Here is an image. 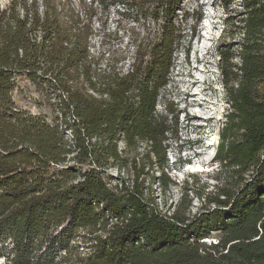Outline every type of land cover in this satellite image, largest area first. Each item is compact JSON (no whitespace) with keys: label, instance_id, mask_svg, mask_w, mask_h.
I'll list each match as a JSON object with an SVG mask.
<instances>
[{"label":"trees","instance_id":"16d2710c","mask_svg":"<svg viewBox=\"0 0 264 264\" xmlns=\"http://www.w3.org/2000/svg\"><path fill=\"white\" fill-rule=\"evenodd\" d=\"M184 2L0 0V253L9 264H264V0H241L215 191L196 190L194 177L170 215L160 206L178 186L168 174L178 116L165 92L185 50ZM117 9L139 30L132 56L119 60L93 44L99 17ZM20 82L51 119L16 103Z\"/></svg>","mask_w":264,"mask_h":264},{"label":"rangeland","instance_id":"374dc122","mask_svg":"<svg viewBox=\"0 0 264 264\" xmlns=\"http://www.w3.org/2000/svg\"><path fill=\"white\" fill-rule=\"evenodd\" d=\"M1 4L6 8L9 0H1ZM184 8L191 16L183 25L187 34L185 50L177 55V66L165 92L167 104L178 116V137L170 141L168 152V174L178 186L161 196L164 210L165 203L171 205L180 197L182 186H192L194 177L199 181L196 190L215 191L219 169L214 156L228 112L225 84L237 83L243 39L241 0H185ZM96 28V54L112 53L116 60L132 56L131 42L139 30L122 10L101 15ZM15 101L33 114L51 119V111L32 85L20 82ZM159 109L163 111L164 105ZM111 173L116 175L115 170ZM191 196L195 213L201 201L195 193ZM0 264H9L1 253Z\"/></svg>","mask_w":264,"mask_h":264},{"label":"built area","instance_id":"2783aa9c","mask_svg":"<svg viewBox=\"0 0 264 264\" xmlns=\"http://www.w3.org/2000/svg\"><path fill=\"white\" fill-rule=\"evenodd\" d=\"M116 174H117V172H116ZM159 199H161V198H159ZM159 201H160L161 209H162L164 212H168V214L170 215V214L174 211L175 205L177 204V201H178V200H176L175 202H172L171 205H173V208H172L171 210L168 209L170 205H168V207H166V209L164 210V209L162 208L161 200H159ZM205 242L208 243V244H212V243H213V244H218V240H216V239H207V240H205Z\"/></svg>","mask_w":264,"mask_h":264},{"label":"clouds","instance_id":"9594fccd","mask_svg":"<svg viewBox=\"0 0 264 264\" xmlns=\"http://www.w3.org/2000/svg\"><path fill=\"white\" fill-rule=\"evenodd\" d=\"M227 102V101H226ZM228 104V103H227ZM228 110H229V104H228ZM226 114V113H225ZM215 157V156H214ZM216 164V163H215Z\"/></svg>","mask_w":264,"mask_h":264}]
</instances>
